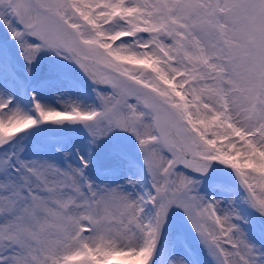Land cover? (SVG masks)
<instances>
[{"label":"snow or ice","instance_id":"snow-or-ice-1","mask_svg":"<svg viewBox=\"0 0 264 264\" xmlns=\"http://www.w3.org/2000/svg\"><path fill=\"white\" fill-rule=\"evenodd\" d=\"M0 264H264V0H0Z\"/></svg>","mask_w":264,"mask_h":264}]
</instances>
